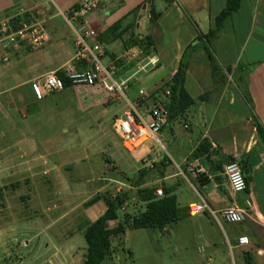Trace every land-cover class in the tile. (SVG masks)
<instances>
[{
  "label": "crops",
  "instance_id": "obj_1",
  "mask_svg": "<svg viewBox=\"0 0 264 264\" xmlns=\"http://www.w3.org/2000/svg\"><path fill=\"white\" fill-rule=\"evenodd\" d=\"M33 1L0 0V24L17 16L33 14L35 11ZM79 1L53 0L52 18L58 17L59 11L72 9ZM227 1L109 0L87 18V23L97 33V42L102 45L108 63L119 58L127 50L136 48L129 46L132 39L131 27L134 26L136 35L152 37V51L144 57H155L159 63L157 67L144 74L143 78L135 80L136 84H143L146 80L144 78H149L148 76L152 74L156 78V83L151 90L164 88L176 75L181 63L187 65L185 89L194 104L179 118L170 120L168 116L165 127L168 126L174 136L183 135L186 131L188 138L196 139L189 156L182 159V166L177 165L179 173L171 170L165 158L160 156L157 159L153 158L152 161V169L158 168V174H154V179L144 177L139 184L137 181L135 188L124 182L126 180L129 183V177L119 180V177L109 170L110 167L105 168L107 173L101 177L92 171L88 174L87 181L89 184L94 181L105 182L103 183L105 187L100 192L113 185L121 186L117 188L118 192L122 187L138 191L156 185L170 186L175 187L178 198L180 185L176 179L183 176L194 182L199 189L197 191L199 201L212 211L218 212L235 206L246 209L245 202L249 200L252 208L247 211L245 221L239 225L227 224L228 231H225L227 245L231 256L233 255V264L234 252H237V264H245L243 253L251 255L252 264H264V144L259 139L253 121L255 115L264 127V60L258 61L251 56L250 61L245 63L246 66L240 65L255 28L259 24L264 28V0H242L239 10L227 19L223 30L209 44L205 36L214 28L215 19L225 9ZM137 9L138 11L134 13ZM152 9L159 15L154 23L151 22ZM245 23L249 25V29L244 44L239 48L237 39ZM200 47L209 63L204 64V57L199 52ZM190 51L191 54L187 57ZM26 52L21 50L15 63L0 67V117L6 119V124L0 126V180H2L0 190L8 180L16 179L20 171L34 178L35 160L47 152L46 150L40 152V142L36 140L33 130L31 128L29 130L30 116L22 115L20 121L15 116L17 108L30 107L35 103L42 105L47 98L38 87L39 80L45 76H41L37 70L39 67L34 65L36 61L34 58L52 62L50 71L56 73L71 65L74 57L70 56L66 61L56 41L38 52H30L29 55H26ZM22 73L27 74V77L23 78L25 75ZM100 91L106 95L104 91ZM155 93L156 100L165 99L167 103L169 102L168 97L162 92ZM40 113V117L43 116ZM179 120L183 122L184 131L178 130L174 125ZM16 135L19 138L12 140ZM203 143H206L203 155L193 158V154ZM116 146L127 158L131 155L138 162L148 161L147 150L140 148L129 153L124 150L122 144L121 147ZM229 162H237L245 172L248 179L246 193L234 195L230 191L223 176L224 167ZM149 166L150 164H147L143 168ZM196 172L198 176H195ZM199 201L189 203L186 209L188 214L189 206L200 204ZM106 210L104 199L88 205L85 214L89 224L103 216ZM127 215L131 218L135 216L132 213ZM120 221L119 219L111 222L110 228H116ZM129 230L131 229H127L125 237ZM165 230L166 228L162 232ZM241 237L249 239V246L238 247V240ZM230 248L233 249L232 252ZM110 262L114 264L115 261L111 259ZM212 262V258L207 261L208 264Z\"/></svg>",
  "mask_w": 264,
  "mask_h": 264
},
{
  "label": "rangeland",
  "instance_id": "obj_2",
  "mask_svg": "<svg viewBox=\"0 0 264 264\" xmlns=\"http://www.w3.org/2000/svg\"><path fill=\"white\" fill-rule=\"evenodd\" d=\"M46 1H33V22L40 23L47 31L49 42L45 46L56 41L67 61L75 54L72 31L60 15L52 18V4ZM248 29L249 25L245 23L237 39L239 48L245 42ZM263 31L261 24L255 28L245 48L246 55L240 60L241 66H246L251 56L258 61L264 60ZM45 46L37 50L27 49L26 55L38 52ZM199 49L206 64L208 58L201 47ZM21 50L12 49L7 62L3 61L4 54L1 53L0 67L15 63ZM190 54L191 51L187 57ZM34 59L41 76L51 74L52 62ZM72 61L73 58L71 64ZM103 62L107 64L108 59L104 57ZM26 77L27 74L23 78ZM143 77L141 75L138 79ZM148 77L141 85L133 82L132 91L130 88L128 92L130 98L133 99L142 88L148 93L157 91L158 94L160 91L169 100L170 90L165 87L151 90L156 78L152 74ZM46 97L43 106L35 103L30 107L17 108L15 114L18 121L22 115L30 116L29 130H33L36 140L40 142V152H47L35 160L34 178L20 171L16 179L8 180L0 190V264H85L87 244L84 232L89 224L85 210L91 202L112 199L129 192L130 200L124 206L126 210L120 211L121 217L130 213L139 215L146 208L137 190L122 187L118 192L117 188L121 186L113 185L100 192L105 182L89 184L88 174L94 171L101 177L107 173L105 168L110 167L109 170L119 180L129 177L130 182H124L135 188L141 174L146 173L144 177L150 179L158 174V168L152 169L153 158H167L169 168L179 173L177 165L182 166V159L189 156L196 142L195 138H188L186 131L183 135L174 136L171 129L164 126L160 134L163 147L148 142L141 147L149 153L148 161L138 162L134 156L125 157V153L122 154L116 146L121 147V143L113 125L117 118L122 117L124 104L113 102L98 89L80 87H70ZM152 103L150 99L149 104ZM39 113L43 116L40 117ZM4 124L6 119L0 117V126ZM174 125L184 131L182 120ZM18 138L16 135L12 140ZM57 149L61 151L55 152ZM147 164L151 168H143ZM187 178L178 176L176 179L180 185L177 192L182 213L180 221L167 227L164 232L129 230L126 237L114 239L111 258L114 264H208L209 258L213 259L210 264H233V255L229 252L225 236L227 224L219 225L209 211L196 216L188 215L186 209L189 203L199 201V189ZM147 189L156 192L163 187L156 185ZM234 258L237 264V252H234ZM104 264L113 263L108 260Z\"/></svg>",
  "mask_w": 264,
  "mask_h": 264
},
{
  "label": "built area",
  "instance_id": "obj_3",
  "mask_svg": "<svg viewBox=\"0 0 264 264\" xmlns=\"http://www.w3.org/2000/svg\"><path fill=\"white\" fill-rule=\"evenodd\" d=\"M48 1L53 3V0ZM108 2L109 0H80L72 9L59 11V15L72 31L75 49L73 63L64 69L66 77L72 87L102 90L113 102L125 105L122 117L117 118L113 125L114 133L124 150L133 153L148 142L163 147L160 134L169 116L166 100L158 99L149 104L153 93L141 89L133 99L128 93L132 82L157 67L158 59L144 57L141 49L131 48L116 60L105 64V53L102 45L97 42V33L87 23V18ZM13 26L10 20L0 24V54H4L3 61H8L12 49L37 50L49 42V35L40 23L23 22L16 30ZM38 87L44 96L62 92L65 88L56 73L42 78ZM195 176H198L197 172ZM223 176L232 194L247 192L245 176L237 162L225 165ZM156 194L158 197L164 195L161 189L157 190ZM245 205L246 209L235 206L215 212L202 203L192 204L188 210L190 216L209 211L219 225H239L245 221L247 211L252 208L249 200ZM247 246L249 239L239 238L238 247ZM230 250L232 252L233 249Z\"/></svg>",
  "mask_w": 264,
  "mask_h": 264
},
{
  "label": "trees",
  "instance_id": "obj_4",
  "mask_svg": "<svg viewBox=\"0 0 264 264\" xmlns=\"http://www.w3.org/2000/svg\"><path fill=\"white\" fill-rule=\"evenodd\" d=\"M242 0H228L225 9L215 19V26L209 32L205 39L209 44L216 39L219 33L223 30L227 19L236 11L239 10ZM138 11L135 10L134 13ZM159 15L152 9L151 10V22H155ZM16 30L18 26L23 22H33L31 14H25L17 16L10 20ZM132 29V39L129 46L139 48L143 51L144 56H148L153 48L152 37L136 35L134 26ZM80 68V67H79ZM187 73V65L181 63V66L176 75L167 82L165 88L170 90V99L167 103V109L169 111V119L179 118L188 108L193 106L194 101L191 99L185 89V78ZM56 75L63 81L64 90L72 87L69 79L66 77L64 70H59ZM159 93V91H158ZM156 93L152 94L151 100L156 101ZM157 96V95H156ZM253 121L257 130L259 139L264 144V127L261 125L257 117L253 116ZM206 149V143L200 145V147L193 154V158H198L203 155V151ZM165 161L170 164L167 158ZM243 171V170H242ZM245 176V172L243 171ZM145 174H141L138 183L144 178ZM245 180L248 188V179L245 176ZM163 197H158L156 192L149 189L138 190V196L146 203L145 211L137 216L131 218L127 214L121 218L120 211L123 210L125 204L130 200L129 192L117 195L112 199H104L106 205V212L94 223L87 225L84 232V239L87 244V255L85 264H104L108 260H111L113 250V240L116 238H122L127 229L131 230H153L163 231L165 228L172 226L180 221L182 213L178 203V198L175 194V187L163 186ZM2 192V191H0ZM92 204V202H91ZM90 205V204H89ZM188 212V211H187ZM189 215V214H188ZM121 220L116 228H110V223L113 221ZM245 264H252L251 255L249 253H243Z\"/></svg>",
  "mask_w": 264,
  "mask_h": 264
},
{
  "label": "water",
  "instance_id": "obj_5",
  "mask_svg": "<svg viewBox=\"0 0 264 264\" xmlns=\"http://www.w3.org/2000/svg\"><path fill=\"white\" fill-rule=\"evenodd\" d=\"M147 14H149V9H148V12H147Z\"/></svg>",
  "mask_w": 264,
  "mask_h": 264
}]
</instances>
